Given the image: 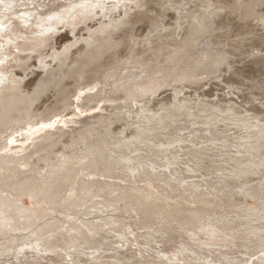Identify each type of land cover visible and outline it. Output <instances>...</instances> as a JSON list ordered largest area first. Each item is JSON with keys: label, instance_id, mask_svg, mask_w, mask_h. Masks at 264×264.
Listing matches in <instances>:
<instances>
[{"label": "bare ground", "instance_id": "bare-ground-1", "mask_svg": "<svg viewBox=\"0 0 264 264\" xmlns=\"http://www.w3.org/2000/svg\"><path fill=\"white\" fill-rule=\"evenodd\" d=\"M9 2L12 3L7 6ZM131 10L134 12L131 13ZM158 10L166 14L160 16ZM260 11H264V0H0V134L10 126L9 114L20 113L18 105L22 102L32 105L40 92L50 85L71 81L75 86L78 84L73 97L65 103L67 114L60 115L51 124H42L38 123L39 117L34 108L29 107L30 110L24 112L34 117L29 118L19 130L0 136V239L4 235H13L5 237L0 243V256L6 258L16 254L15 249L20 255L19 249H27L28 246L39 248V256L45 260L50 253L48 250L55 248L63 253L66 251L69 259L72 252V255L84 256L85 253H80L78 249L89 250L87 246L94 243L96 237L101 238L98 231L90 230L96 227L94 222L73 223L76 227L74 240L72 237L62 240L58 221L47 224L41 218H34L29 209L18 202L21 196H34L36 202L51 200L59 188L71 186L78 180L77 175L71 172L69 160L64 161L65 172L60 180L38 172L41 163H51L58 169L61 165L55 156L48 159L53 152L49 153L51 146L43 143L51 140L56 130L77 125L96 113L109 121L113 120L112 116L118 119L132 116L130 113L138 114L132 109L137 101L153 98L173 83L199 82L215 75L220 78L222 72L225 74L221 68L227 66L228 70L232 66V63L227 64V56L232 52L226 51L228 45L223 41H227L233 30H226L227 26L245 28L250 35L254 28L264 24V16L258 14ZM167 13L173 14V17L167 16ZM143 15L149 22L146 25L150 31L140 36L138 33L142 25L138 20ZM94 17L98 18H95L96 25L90 24L94 22ZM156 22L158 28L154 30L152 26ZM61 29L65 33L59 36ZM54 37L55 41L58 39L57 48L50 50L49 60L41 53L42 49L50 46ZM138 40L139 43H142L141 40L146 42L148 49L156 40L173 46L163 63L157 60L159 55L153 57L155 62L153 59L143 62L133 54L127 58L120 56L128 42L135 44ZM108 51H111L113 66L99 80L88 85L86 68ZM21 54H36V57ZM12 64L21 67L14 71L16 65ZM33 79H37L38 84L29 95L27 87ZM109 86H112L111 98L100 101ZM184 90V87L174 90L173 102L177 100L176 103L162 105L159 108L162 113L151 114L156 119L140 115L144 125L137 126L135 132L140 136L148 134L151 140L163 136L166 139L164 143H169V150L177 152L182 150L183 141L169 133L170 128L180 130L190 124L197 130L199 123H212L207 126L211 128V136L217 134L214 128L220 119L241 130L243 135L238 138H241L242 144L238 143V138L226 143L229 158L223 167L219 164L221 157L214 156L222 148L215 145L206 152V147L199 145L195 156L187 154L188 163L184 167L190 174L198 172L199 178H189L184 182L178 175L180 167L176 158L163 165L172 173H168L170 178L167 180H164V174L150 167V172L146 168L138 173L137 165L129 164L122 158H111L108 165L113 170L123 166L129 171L131 179L125 184H116V190L130 207L128 212L140 213V218H134L130 225L117 218L110 219L113 227L108 233L109 240L107 230L101 233L106 237L104 251L122 248L128 243L124 233L142 226L139 240L149 255L141 260L144 262L136 264H247L248 261V264H264V129L259 128L257 121L251 122L253 119L239 117L240 112L234 107L222 109L201 103L199 110L198 107L193 110V100L186 102L179 99L181 94H185ZM112 95H123L124 99L113 98ZM121 106L130 109L124 110L128 114L119 109ZM255 126L258 127L254 129ZM47 128L49 131H46ZM173 138L175 140L168 141ZM86 143L81 145L80 150L88 155L89 141ZM173 166L179 171L170 169ZM208 169L217 172L215 180L220 186L217 191L210 192L214 196L212 202L201 197L203 186L208 185L201 171ZM148 178L157 182L163 180L162 185L155 186L149 181L143 186L138 185V179L142 182ZM83 185H79L81 190ZM219 191L222 195L216 196ZM248 200L253 203L252 206L246 203ZM59 206L66 216L87 215L81 197ZM113 206L114 200L109 197L105 208L112 211ZM207 210L218 211L215 215L219 219L207 217ZM174 222L176 224L171 226ZM34 226L36 229L32 230ZM241 226L247 227L249 231L245 230V233L259 241L261 249L256 260L247 259L249 244H243L242 230H237V234L233 232L234 228ZM156 254L162 255L163 259H153ZM88 255L91 257L93 253ZM114 256L117 259L127 258L120 252H115ZM20 257V261L25 258L23 253ZM90 259L89 264H98L96 261L99 258L93 256Z\"/></svg>", "mask_w": 264, "mask_h": 264}, {"label": "rangeland", "instance_id": "rangeland-1", "mask_svg": "<svg viewBox=\"0 0 264 264\" xmlns=\"http://www.w3.org/2000/svg\"><path fill=\"white\" fill-rule=\"evenodd\" d=\"M11 3L12 2L6 4L8 6ZM15 9L18 10L19 7H15ZM132 12H134V10H131V13ZM158 14L163 16L166 13L158 10ZM258 14L264 16V11H260ZM167 16L173 17V14L167 13ZM95 18L96 17H94V19ZM96 19L90 24L96 25L98 23ZM159 20L165 21L166 19ZM138 21L141 22L140 26L142 25L141 27L139 26L141 29L139 28L138 34H140V36H145V34L150 31V29L147 28L149 22L147 21L145 15L141 16ZM153 28L154 30L158 28L157 22L153 24L152 29ZM230 29H233L230 35L231 38L228 36L229 38L227 41L225 39H223V41L228 45L226 51L232 52V54H228L227 56V64L232 63V66L228 70L226 68L227 66L221 68V72L224 71L225 74L222 72L220 78H217L215 75V77L210 76L209 79L207 78L199 82L184 81L173 83L172 86L163 89L153 98L146 97L137 101L136 105L133 106L132 109L138 114L130 113L129 115L132 116H125V118L121 116V118L118 119H114L115 116H112L113 120L109 121L104 118L105 116L102 118L96 113L93 114V116L89 119L82 120L77 125L56 130L53 133L52 139L43 143L44 145L51 146L49 153H51V151L53 152L48 155V159L54 158L55 156L59 161H61V165L58 169L56 167H52L51 163H41L38 168V172L42 175L44 174V176H52L60 180L62 178V173L65 172V168L63 166L64 161L69 160L68 163L72 165L71 172L73 175H77L78 180L71 186L65 185L59 188L51 200H42L36 202L34 196H21L18 198V202H21L26 209H29L30 214L35 216L34 218H41L47 224H53L58 221V231L62 236V240L68 239V237H72L74 240L73 236L75 234L76 227L73 225V223H83L85 220L94 222V226L96 227L91 228L90 230L98 231L97 234L100 235L101 238L96 237L94 243H91L90 246H87L89 247V250L85 249L84 251H81L82 249H78L80 253H85L84 256L81 255V257L78 255H72V253L74 254V252H72L71 256L69 254V259V257H67L68 253L66 251L65 256V252L63 253L59 248H55L48 250L50 253H48L49 256L45 260L39 256V248H36L35 246H28L27 249H25L26 247H22L24 249H19L20 255H17V249L14 251H17V253L15 254L13 252L14 254L8 256L9 258H3L4 256L2 257L1 255L0 257L4 259V262H2L3 259L0 258V264H18V262L19 264H31V262L32 264H89V262L91 263L90 260H92L90 258L93 256L95 258H99L96 261L98 264H117V260L121 261L120 264H136V262L144 260V256L149 255V252L143 250V248H145L144 244L139 240V235L143 232V230L140 231L142 226L133 227L129 232L124 233L128 243L124 244L122 248L104 251L106 237L101 233L104 229L107 230L106 236L107 240H109L108 233L113 227L109 223L110 219L117 218L118 220L125 222L126 225H130L133 223L134 218H140V213L135 214L128 212L130 207H128L125 199L120 194H118V191L116 190V184L122 185L131 179L127 167L117 166L114 167L113 170V167L109 166L108 162H110L111 158H122L129 164L137 165L136 168L138 167V173L141 172L142 169L145 170L146 168H148L150 172V167L151 169L164 174L166 176L164 180H167L170 178L168 173L170 175L172 173L168 172L166 168H163V165H167V163L172 161L173 158H176L180 167V172L178 175H181L182 182L188 180L189 178L194 180L199 178L198 172H191L190 174V172L184 168L188 163L187 154L190 156H195L199 145L206 147V152L209 147H214L215 145L218 146L219 149L222 148L219 153L215 154L214 156L221 157L222 161H220L219 164L222 167L228 162L229 152L225 150L228 147L226 143L231 142L234 140V138L242 137L243 135L241 130L229 121L223 122L222 120L218 119L216 121V128H214V131L217 134L211 136H209V132H211L209 130H211V128H208L207 126L212 123H204L202 125L199 123L200 128L197 130L189 126L190 124H186L180 130H177V128H170L168 132L174 134V136L180 138L183 141L181 142L182 150H178L177 152L169 150V143H164L166 139L163 136H158L156 140H151V137L148 134H143L140 136L135 132L137 126L139 127L144 125L140 115L156 119L154 116H151V114L162 113V110L159 108L164 104L168 105L173 102V92L177 88L181 89L184 87L185 90L183 92L185 94H181L179 99L186 102L193 100L191 102V107L194 105V107H192L193 110H196L197 107L199 110L201 103H206L211 106H218L222 109L225 107H234L240 112L238 115L239 117H248L251 120L253 119L251 122L255 123L257 121L259 128L264 129V24H260L254 28L253 32L251 31L252 34L250 35L247 34L248 32L245 28L243 29L239 26H227L226 30ZM64 33L65 30L61 29L59 36L64 35ZM55 38L56 37L51 38V44L49 47L42 49L43 54L41 53V55L45 58H48L49 60L50 50L57 48L56 43H58V39L55 41ZM161 40L163 41V39ZM141 41L142 43H139L138 40L136 42L137 45L136 43L131 44L128 42L120 56L127 58L130 54H133L135 57L141 59V61L146 62L159 55L157 60L162 61L163 63L167 52L170 50V47L173 46L169 43L156 40V43L154 42L155 44L151 47V49H148L145 44L146 42L143 40ZM130 50L131 52L128 53ZM110 54L111 51L104 53L99 60L86 68V72L89 74L86 76V83L88 85H91L94 81L99 80L100 76H102L103 73L105 74L113 66V62L110 59ZM21 55L28 56V54ZM28 57H36V54H30ZM154 59L153 62H155ZM18 64H12L14 66L16 65V68L13 69L14 71L21 67L17 66ZM72 82L73 81L66 82V84L65 82H62V84L57 86H48L46 90L40 92L39 97L33 103L35 105L32 104L33 106L27 102H22L21 104L18 103V109H20V113L9 114L10 126L6 131L2 130L0 136L4 137L10 131L13 132L19 130L20 126L26 124L29 118H33L34 115L29 116L24 112H28V109L30 110V108H34L36 114H38L39 117L38 123L42 124H51L55 122L60 115L67 114L68 112L65 110V103L69 100V98L73 97V92L78 87L77 83L75 86V84ZM71 83L73 85H71ZM37 84L38 81L36 79L31 85L27 87V92L29 95L33 93ZM111 90L112 86H109L104 93V97L100 101H105L111 98ZM112 97H121L124 99L123 95H112ZM176 101L173 103H176ZM119 109H121V111L130 110L126 106H121ZM158 109L160 111H158ZM123 113L128 114V112L126 113L125 111ZM198 116L199 115H197V117ZM17 125L19 126L16 127ZM211 126L213 127V125ZM257 127L258 126H255L254 129ZM46 131H49V129L47 128ZM167 138H169V136H167ZM172 140H175V138L168 141ZM87 141H89L88 146H90V154L88 155L83 154V152L80 150L81 145L87 144ZM237 141L238 143L242 144L241 138H238ZM170 169L179 171L178 168L174 166L170 167ZM201 174V176H203L208 183L207 186H203L201 197L207 202H212L214 196L211 194V191H217V189H220L219 184H217L215 180L217 172L215 170L212 171L211 169H208L206 171H201ZM134 177L137 179L136 173L134 174ZM149 179L150 178H148L147 181L142 182H140L138 179L137 183L139 186H143L149 181L150 184L155 186L162 185L163 180L157 182V180L151 181ZM80 183L84 184L83 190H81L79 187ZM177 185H175V187H177ZM177 188L179 190L181 189L179 187ZM220 195H222V191H219L216 196ZM77 197L82 198V205L86 209L87 215H78L76 217L71 215H63L59 205L71 203ZM109 197H112L114 200L112 211H107L105 208V204ZM246 203L251 206L253 205L250 200H248ZM215 213L218 214L219 212L207 210V217H215L219 219ZM175 224V222L171 223V226H174ZM243 224L245 226L247 225L245 222H243ZM258 225L262 228L261 224ZM245 226H241L237 229L234 228L233 232L237 234V230H242L240 233L245 239L243 244H249L247 259L256 260L259 256V250L261 249L258 247L259 241L255 238H252L251 235H247L245 233V230H247V227ZM34 229H36V226L32 228V230ZM248 231L249 230H247V232ZM7 236L13 237V235L1 236L0 243L4 241L5 237ZM239 243L240 241H238V244ZM3 248L5 247L2 246V250H4ZM107 249H110V247ZM126 249L127 252L125 253ZM86 252L88 254L93 253V255L90 257ZM115 252L123 253V255H125L127 258L117 259L114 256ZM22 253L23 257L25 258L23 260L21 259V262L20 258L22 257L20 256ZM11 259L17 263H14ZM26 259L28 261H26ZM79 259L80 262H76ZM153 259L162 260L163 256L156 254L153 256ZM30 260L32 261L30 262ZM36 260L37 262H35ZM142 262L144 261H141V263ZM248 263H250V261H248Z\"/></svg>", "mask_w": 264, "mask_h": 264}]
</instances>
